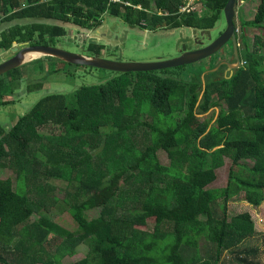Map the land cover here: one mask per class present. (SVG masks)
Masks as SVG:
<instances>
[{"label": "trees", "instance_id": "trees-1", "mask_svg": "<svg viewBox=\"0 0 264 264\" xmlns=\"http://www.w3.org/2000/svg\"><path fill=\"white\" fill-rule=\"evenodd\" d=\"M203 2L207 12L198 16L176 13L181 0H0V23L33 19L3 29L0 50L26 42L56 45L67 27L49 20L87 30L102 26L109 15L146 30L214 28L228 0ZM139 4L142 9L134 6ZM150 7L165 13H150ZM248 26L264 29V0L253 19L240 21L243 63L222 78H205L203 84L202 69L193 78L188 73L189 81L154 70L117 72L70 94L46 95L9 127L0 124V168L12 165L17 172L16 188L10 177H0V261L64 264L65 256L88 242L91 255L74 264H219L224 250L255 235L250 212L227 213L229 200L243 191L252 205L264 202V59L249 46ZM89 48L99 54L104 45L90 43ZM48 57L25 64L38 63L42 70ZM32 69L23 72L20 66L0 75V107L13 101L5 95ZM42 85L38 80L27 90ZM212 107L219 111L206 114ZM144 114L155 118L151 125ZM47 123L63 127L65 134L40 133ZM143 126L152 128L151 141L138 147L134 137ZM161 151L170 164L162 163ZM226 158L232 161L229 180L217 190L210 185ZM237 165L246 173L236 170ZM50 178L75 187L77 200L70 209L79 230L68 229L49 213L32 219L42 210V200L33 198L31 190L37 183L44 192ZM220 197L222 213L215 206ZM149 219L154 231L141 228ZM50 235L60 239L53 253L46 246ZM201 237L215 244V254H199ZM233 258L252 264L247 255Z\"/></svg>", "mask_w": 264, "mask_h": 264}, {"label": "rangeland", "instance_id": "rangeland-1", "mask_svg": "<svg viewBox=\"0 0 264 264\" xmlns=\"http://www.w3.org/2000/svg\"><path fill=\"white\" fill-rule=\"evenodd\" d=\"M118 2H123V0ZM239 4L240 3L236 5L237 14L235 20L238 23L237 28L240 31V21L248 20L249 18L253 17L257 7H254L252 3L249 4L248 0L245 4H241L240 6ZM148 12L156 14L152 11V9L148 10ZM110 16L111 15H109V17ZM32 20L33 19H15L9 22H1L0 36L1 31L10 27L12 24L27 23ZM49 22L61 23L67 27V34L65 36L59 37L56 40L55 46H60L65 50L73 52H85V55L89 54L90 56H94L95 52L89 48L90 43H94L91 41V37H93L92 34L94 33L93 30H87V28L80 29L73 23L68 22L65 23L52 20H49ZM108 22H111L110 18ZM226 28L227 19L225 13L223 12V15L216 26L212 28L213 40L220 36ZM174 30V28H169L167 26L158 30H147L146 33L141 32L135 34L134 31L131 30L129 38L122 46L123 61L149 62L175 57L178 54L177 41L179 33L178 30H176L174 33ZM187 32L189 33V31ZM245 35L247 36L251 50L258 51L264 59V29L248 26L245 30ZM256 37H258V41L255 40ZM209 41L211 40H208V42ZM238 41L239 40L237 39L236 47H234L233 39H230L227 43H225L221 47V52L219 51L220 58H223L228 62H235L241 59V53L244 52V45L240 44ZM22 44L25 45V43ZM23 45L15 43L14 46L23 47ZM235 49L240 56L235 54ZM9 51L10 50H7L0 54V63L5 60V56L7 53H9ZM43 63L44 68L42 70L40 69L38 63L23 64L21 66L23 72L29 70L30 68H33L32 70L34 72L31 74L25 73L22 81H20L21 86L19 83V85H17V89H15L14 92H8L5 95L6 99H11L13 101L0 107L1 126L9 127L11 124L17 121L21 115L25 114L40 98L46 95L52 93L70 94L84 85L99 84L119 74L114 70L69 63L54 56L46 58ZM216 63L217 60L210 57L203 58L194 63L182 66L167 67L154 71L160 75L176 77L183 81H189L191 79L188 78V73H191L190 76L193 78L194 74L202 69L203 73L206 72V80L209 81L214 77L222 78L225 75L231 74L234 69L238 68V63H233L234 68L233 65H223L218 70L219 65ZM214 68H217L216 70L218 71L215 73V76H211L213 74L212 69ZM38 80L43 82L42 86L37 87L32 91L27 90L28 84L35 85ZM213 99H218V96L215 94ZM175 103L176 101H173L174 109L177 107ZM214 110L218 112L219 107H212L206 114L211 115L213 114ZM216 117L217 116H215V118ZM215 118L213 122L215 121ZM142 119L151 125L155 118L150 114H144ZM151 131L152 128L150 126L141 127L139 129L138 135L134 137L135 144L138 147H143L149 143L151 141L149 139ZM39 132L42 134L55 136H62L65 134L64 128L54 123H47L39 127ZM182 140L183 138L180 137L179 141L182 142ZM160 157L163 164H170V159L168 158V155L165 151L160 152ZM104 165H107L106 161H104ZM231 165L232 161L229 158H226L224 166L217 170V179L210 185V187L220 190L227 185L229 180V169ZM235 167L236 170L240 171L241 173H246L243 165H237ZM16 175V169L12 165H7L4 166V168H0V177H10L13 180L15 188L17 186ZM34 185L36 189L31 190L32 192L30 194L33 198L42 200V210L35 216H32V219H37L41 213H49L53 219L68 229L72 231L80 229V226L73 218V214L70 209V205L77 200L74 186H70L67 180L59 178H50L47 182H45L44 192L39 191V184L35 183ZM32 186L33 185L31 181L30 184H28V188ZM244 196L245 192L243 191L240 194L232 197L228 202L227 213L229 217H232L242 212H250L255 223L257 233L246 238L239 244L233 245L229 249L224 250L221 254V261L219 264H243L233 258L236 253L247 255L248 260L252 264H264V202L260 206H255L249 203L244 198ZM223 202V198L220 197L215 204L217 210L220 213H222L221 206ZM91 214L93 215L94 211H92ZM141 228L146 229L147 231H154L155 223L152 219H149L148 223L144 226H141ZM52 236L53 235L49 236V240L46 243V246L51 253L55 251L56 243L60 241V239H51ZM90 247L91 246L88 242L78 245L76 250L71 251L70 254L63 258V263L74 264L85 256L91 255ZM198 248L199 254L204 257L215 254L216 250L215 244L209 241L206 237L199 238ZM48 257V253L44 252L43 258L47 259Z\"/></svg>", "mask_w": 264, "mask_h": 264}, {"label": "water", "instance_id": "water-1", "mask_svg": "<svg viewBox=\"0 0 264 264\" xmlns=\"http://www.w3.org/2000/svg\"><path fill=\"white\" fill-rule=\"evenodd\" d=\"M237 1L238 0H228L224 8V13L227 19V28L223 33H221L220 36H218L214 40H213L212 29L200 30L194 28L193 33L191 35H186L185 28H182L181 32L178 34L177 48L179 47L180 44H182V49L186 50L187 46H190L191 44H205L208 40H212V41L206 46L201 47L199 49L193 51L186 50L179 56H175L169 59H164L159 61H149V62L123 61L121 60L122 46L124 45L125 41L129 38V34L131 33V30L130 29L121 30V28H119L118 26L112 25L109 28V39H106V42L104 43L105 45H107V48L105 50L109 51L112 47L118 49L120 51L119 59H108L102 56H90L78 52L65 50L60 46L45 45V44L30 45L28 42H26L25 45L20 43V45H23V47L13 46L10 49L9 53H7V55L5 56V60L0 63V75L14 68L22 66L26 62H29L33 59L45 55L58 57L73 64L93 66L96 68L109 69L122 73L159 70L167 67L182 66L185 64L194 63L216 53L230 39H233L234 47L237 46L236 44L238 39L237 33L239 32V29H237L234 20L236 16ZM108 26H109L108 20L106 17L103 25L101 26V31L104 32L105 30H107ZM175 29H179V28H175ZM91 38H92L91 41H93L94 43H98L97 39H94L93 37ZM5 51H7V49L2 48L0 50V54ZM29 53H37L39 55L37 57H32L29 59L26 57L27 54ZM239 64H240V59H239ZM239 64L237 65L238 67H240ZM217 68L212 69V71H215ZM205 75L206 72L202 74L203 84H205ZM0 264H14V263L0 261Z\"/></svg>", "mask_w": 264, "mask_h": 264}, {"label": "flooded vegetation", "instance_id": "flooded-vegetation-1", "mask_svg": "<svg viewBox=\"0 0 264 264\" xmlns=\"http://www.w3.org/2000/svg\"><path fill=\"white\" fill-rule=\"evenodd\" d=\"M109 18L111 19V22L109 23L108 22V28L107 30H105L104 32L101 31V27L100 29H97L96 31H94V33L92 34L93 35V38L94 39H97L98 40V43L97 44H102L104 45V48H102V50L100 51L99 54H95L94 53V56H102V57H105V58H108V59H119V55H120V51L118 49H115L114 47H112L109 51L105 50L107 48V45H105L104 43L106 42V39H109V28L112 26V25H116L118 26L119 28H121V30H124V29H130V30H133L135 34L137 33H141V32H145L146 33V29L142 28L141 26H129L127 23H125L121 18H118V17H113V16H108L107 20L109 21ZM181 29L182 28H179V29H175L178 30V33L181 32ZM193 29L194 28H185V31H186V35H191L193 33ZM174 31V32H175ZM189 31V33L187 32ZM112 39V38H111ZM88 40V39H87ZM232 40V39H231ZM212 41V40H211ZM211 41H207L205 44H191L190 46H187L186 50H196V49H199L201 47H204L206 46L207 44H209ZM96 44V43H95ZM89 50V49H88ZM186 50H183L182 49V44L179 45L178 47V54L176 56H179L181 55L183 52H185ZM219 51L221 52V48L214 54H212L211 56L207 57V58H215V60H217V63L219 65V68L218 70L223 66V65H233V63H239V60L238 61H235V62H228V61H225L223 58H220V55H219ZM79 53H82V54H86L85 52H81V51H78ZM235 52H236V49H235ZM216 54V55H215ZM237 56H240L238 53H235ZM89 55V54H87ZM121 60H123L121 58ZM217 65V66H218ZM233 68H234V65H233Z\"/></svg>", "mask_w": 264, "mask_h": 264}, {"label": "built area", "instance_id": "built-area-1", "mask_svg": "<svg viewBox=\"0 0 264 264\" xmlns=\"http://www.w3.org/2000/svg\"><path fill=\"white\" fill-rule=\"evenodd\" d=\"M113 2H118V1H122V0H110ZM127 4H130L129 2H126ZM204 5L202 0H182L178 11L176 13H196V12H201L203 9ZM158 15H163L165 12L162 9H159L155 12ZM243 62L240 61V66Z\"/></svg>", "mask_w": 264, "mask_h": 264}, {"label": "crops", "instance_id": "crops-1", "mask_svg": "<svg viewBox=\"0 0 264 264\" xmlns=\"http://www.w3.org/2000/svg\"><path fill=\"white\" fill-rule=\"evenodd\" d=\"M182 1V0H181ZM246 1L247 0H241V1H239L238 3H240L239 4V6L241 5V4H245L246 3ZM126 2H129V1H126ZM125 2V3H126ZM202 2H203V0H202ZM130 4H127V5H132V3L131 2H129ZM248 3L249 4H253L254 5V7H258V5H259V3H260V0H248ZM203 5H205L204 4V2H203ZM136 8H139V9H142V5L141 4H139V5H134ZM152 9V11L153 12H156L157 10H159V9H156V8H154V7H150V8H146V10L148 11V10H151ZM257 10V8L255 9V11ZM206 12H207V7L206 6H204L203 7V9H202V11L199 13V12H196V14L198 15V16H203V15H205L206 14ZM256 13V12H255ZM237 14V13H236ZM114 17V16H113ZM118 18H120V17H118ZM254 18V16L253 17H251V18H249L248 20H250V19H253ZM122 19V18H121ZM123 20V19H122ZM124 21V20H123ZM125 22V21H124ZM126 23V22H125ZM101 27V26H100ZM100 27H98L97 29H100ZM97 29H94L93 30V32L94 31H96ZM175 29V28H174ZM212 29V28H211ZM146 32H147V30H145ZM145 33V32H144ZM235 53H238L237 52V50H236V52Z\"/></svg>", "mask_w": 264, "mask_h": 264}, {"label": "bare ground", "instance_id": "bare-ground-1", "mask_svg": "<svg viewBox=\"0 0 264 264\" xmlns=\"http://www.w3.org/2000/svg\"><path fill=\"white\" fill-rule=\"evenodd\" d=\"M39 54H37V53H29V54H27V58H32V57H37Z\"/></svg>", "mask_w": 264, "mask_h": 264}]
</instances>
